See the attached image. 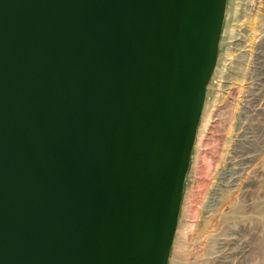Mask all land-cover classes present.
Masks as SVG:
<instances>
[{"label": "water", "instance_id": "water-1", "mask_svg": "<svg viewBox=\"0 0 264 264\" xmlns=\"http://www.w3.org/2000/svg\"><path fill=\"white\" fill-rule=\"evenodd\" d=\"M228 0H0V264H169Z\"/></svg>", "mask_w": 264, "mask_h": 264}, {"label": "rangeland", "instance_id": "rangeland-1", "mask_svg": "<svg viewBox=\"0 0 264 264\" xmlns=\"http://www.w3.org/2000/svg\"><path fill=\"white\" fill-rule=\"evenodd\" d=\"M169 264H264V0H228Z\"/></svg>", "mask_w": 264, "mask_h": 264}, {"label": "bare ground", "instance_id": "bare-ground-1", "mask_svg": "<svg viewBox=\"0 0 264 264\" xmlns=\"http://www.w3.org/2000/svg\"><path fill=\"white\" fill-rule=\"evenodd\" d=\"M199 128V127H198ZM197 133H198V131H197ZM197 138V137H196ZM194 150V149H193ZM193 154V153H192ZM192 159V158H191ZM191 164V163H190Z\"/></svg>", "mask_w": 264, "mask_h": 264}]
</instances>
